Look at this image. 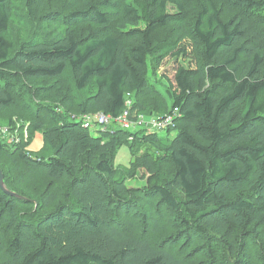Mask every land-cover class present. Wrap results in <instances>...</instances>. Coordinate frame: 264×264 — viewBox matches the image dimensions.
<instances>
[{
    "label": "trees",
    "instance_id": "1",
    "mask_svg": "<svg viewBox=\"0 0 264 264\" xmlns=\"http://www.w3.org/2000/svg\"><path fill=\"white\" fill-rule=\"evenodd\" d=\"M13 1L0 0V121L30 119L51 152L38 159L0 135L5 184L23 196L0 186V264H191L177 239L157 246L137 232L139 210L150 231L159 210L180 213L197 237L188 248L204 242L193 264H264V0H27L26 17L52 29L31 25L19 43ZM190 26L199 67L178 66L161 89L150 71L163 31L174 49ZM127 98L133 115L178 111L175 127L96 133L77 118L119 117ZM123 145L134 158L121 170ZM139 174L145 186L127 184ZM240 228L251 230L243 242Z\"/></svg>",
    "mask_w": 264,
    "mask_h": 264
},
{
    "label": "rangeland",
    "instance_id": "2",
    "mask_svg": "<svg viewBox=\"0 0 264 264\" xmlns=\"http://www.w3.org/2000/svg\"><path fill=\"white\" fill-rule=\"evenodd\" d=\"M50 2V0H49ZM26 3L27 0H14L13 1V8L11 11V16L13 19V24L11 27L12 33L17 41V43H19L22 38L25 37V34L22 33L21 31H24L25 29L27 30L28 28H31V25H35V29H39L41 30L40 27H42V33L40 34L42 37H47V33L49 31H51V26L49 25H43V24H39L37 23L38 21L33 20L32 18H27L26 17ZM170 11L172 12V14H180L178 10H176L175 8H170ZM186 13V12H185ZM176 25H170V29L173 30L174 34L176 31ZM81 29H86V28H81ZM169 31V29H167ZM166 30V31H167ZM190 30V36H186L185 39L181 40V41H177L175 43L174 49L171 48L170 40L166 39L165 37V33H167L166 31H163V53H164V60L161 64H159L157 66V69H154L153 71H150V75L152 80L154 81V79H159V81L162 82L161 85V89H163V87H167V84L165 82V80L163 79V75H167L170 79H172L174 77V74L176 72V69L178 66L183 65L187 68H197L199 67V51L200 50V44L195 43V41L193 40V38L191 36H193V32H192V28L191 26L189 27ZM28 31H32V30H28ZM27 31V32H28ZM26 32V34H27ZM18 46V44H17ZM153 75V76H152ZM69 86V82H66L63 87H64V91L67 90V87ZM76 94V92H75ZM57 94H54L53 97H51L50 99H54L56 97ZM127 100H131L132 104H133V100L131 98H127ZM127 103V101H126ZM19 105V102L16 104V107ZM175 112L171 111V112H166L164 114H156L154 116H147L145 115V118L147 120L152 121L153 119H159V118H165L168 115H174ZM140 115H144V114H140ZM4 120L6 119H1L0 121V132L4 133L11 139L14 138L16 143H21L23 142V144H29L26 148V150H28V152L30 153V155L32 157H37L38 159H41V157H49L50 156V150H46V145L43 142V135L40 132H37L34 136L31 135L30 132V127H31V120L30 119H26L23 118L21 116H19V114L14 113L13 115V122L10 124H1ZM95 131V129H93ZM96 132V131H95ZM92 133H94L92 131ZM97 133V132H96ZM95 134V133H94ZM162 136L166 137L167 134L165 131L160 133ZM176 135V132L173 131L171 133V137H174ZM44 149V150H43ZM133 153L131 152V150L129 149L128 145H123L121 146V148L119 149L117 156L115 158V167L116 169H126L125 167H130V163H131V158H134V155H132ZM139 155V154H138ZM1 163H4L3 160L0 159ZM163 172V170H162ZM15 177V176H14ZM13 179H18V178H13ZM45 184L47 186H50V184H48V181H45ZM70 184V181L67 183H64L62 185H65V187H67ZM127 184L130 186H145L146 185V180L141 178V174H139V177L132 179V180H128ZM61 184H54L53 187L58 189L62 186ZM26 187V186H24ZM36 185L32 186V190L31 191H27L24 189V192L27 196L33 198L32 196H35L36 192ZM137 211V210H134ZM91 214H95V210H91L90 211ZM132 213V212H131ZM139 216L137 217V222L141 221V222H145L143 224H139L138 222V226L135 227V229L137 230L138 233H142L143 235L147 236L149 239H151L152 242H154L157 246H163V244H166L169 246L170 243H174V239H177V242L173 245V249L180 254L181 250L183 249L185 254L189 256V259L187 260L188 262H190L191 264L194 263V259L198 257L197 253H196V247H199L200 244H204V242H198V240H196L193 245L192 248H188L189 246V242L191 239H197V237L195 235H193V231L192 230H187L186 232H183L182 228H180V213H176L173 211H170L168 213L163 214L162 210H159L156 214V217L159 219V223L162 225V228L160 230H153L150 231V227H151V221L148 220L147 222V218L144 217L143 213L139 210L138 211ZM163 217H165L163 219ZM42 219V218H41ZM48 224L46 222H43L42 224V228L47 226ZM164 227V229H163ZM69 228H71L69 226ZM257 230H259V227L256 228ZM49 231V230H47ZM248 229H244L242 231V228H240L237 232H241V237H242V242L243 237L245 236L246 233H248ZM264 229L261 232V237H258L259 239H264ZM132 235H135L134 233H130ZM191 237V238H190ZM258 239V240H259ZM253 241L250 240V238L245 240V245L247 247V245H249L250 247L252 246ZM51 247H56V244L51 242L50 243ZM256 253V255L258 254V252L260 253V249L258 247H253V249ZM259 264H262L259 262Z\"/></svg>",
    "mask_w": 264,
    "mask_h": 264
},
{
    "label": "built area",
    "instance_id": "3",
    "mask_svg": "<svg viewBox=\"0 0 264 264\" xmlns=\"http://www.w3.org/2000/svg\"><path fill=\"white\" fill-rule=\"evenodd\" d=\"M132 101L127 100L126 109L119 117H114L109 114L96 113L92 115H82L77 117L81 121L82 125L86 128L95 129L97 132L110 131L114 132L118 128L125 129L132 132L140 129L146 130L147 133H161L169 128L175 127L176 118L179 116L178 111L174 115H168L165 118L147 120L145 115L131 114ZM75 118V116H73ZM3 138H9L5 132H0ZM15 142L14 138H11Z\"/></svg>",
    "mask_w": 264,
    "mask_h": 264
},
{
    "label": "water",
    "instance_id": "4",
    "mask_svg": "<svg viewBox=\"0 0 264 264\" xmlns=\"http://www.w3.org/2000/svg\"><path fill=\"white\" fill-rule=\"evenodd\" d=\"M0 186L6 193L13 195V196H16V197H19V198H23V196L17 194L16 192L7 189V186H6L5 181H4V173H3L1 168H0Z\"/></svg>",
    "mask_w": 264,
    "mask_h": 264
},
{
    "label": "bare ground",
    "instance_id": "5",
    "mask_svg": "<svg viewBox=\"0 0 264 264\" xmlns=\"http://www.w3.org/2000/svg\"><path fill=\"white\" fill-rule=\"evenodd\" d=\"M227 146V145H226ZM241 221V220H240ZM244 224V223H243Z\"/></svg>",
    "mask_w": 264,
    "mask_h": 264
}]
</instances>
